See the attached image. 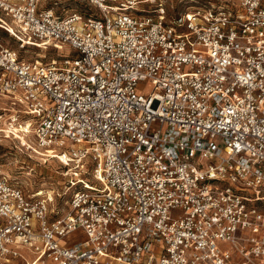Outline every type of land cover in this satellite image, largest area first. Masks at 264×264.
<instances>
[{"label": "built area", "instance_id": "2783aa9c", "mask_svg": "<svg viewBox=\"0 0 264 264\" xmlns=\"http://www.w3.org/2000/svg\"><path fill=\"white\" fill-rule=\"evenodd\" d=\"M43 1L0 0L18 43L0 44V98L20 108L0 133L59 161L72 192L61 213L0 168V261L264 264V0Z\"/></svg>", "mask_w": 264, "mask_h": 264}, {"label": "rangeland", "instance_id": "374dc122", "mask_svg": "<svg viewBox=\"0 0 264 264\" xmlns=\"http://www.w3.org/2000/svg\"><path fill=\"white\" fill-rule=\"evenodd\" d=\"M220 3L222 0H165L169 12L171 14L183 13L186 10H193L197 6L208 5V2ZM43 8H52L56 14L66 16L73 12L87 13L89 5L82 0H46L42 3ZM93 14L102 16L100 11L93 9ZM8 24L9 20L0 11V25ZM0 44L18 50V43L11 38L8 33L0 28ZM71 52L69 47H64V51L53 48L45 50L38 48H28L27 52L20 54L30 60L41 59L49 62L52 59L59 58L63 53ZM146 93L151 90V84L147 83ZM4 108L18 111L20 108L7 98H0V114L8 115L3 112ZM4 127L0 123V130ZM0 168L2 172L11 180V182L19 186L27 195H33L37 192L51 194L54 196L57 207L60 212L67 210L64 204L71 195L72 189L69 188L72 172H70L59 161L49 160L44 162L40 156L27 152L21 145L20 141L7 139L4 133H0ZM61 195V196H58ZM264 195V192L263 194ZM260 206L264 209V201ZM25 254L24 259L0 261V264H27L31 261L32 255L28 250H22Z\"/></svg>", "mask_w": 264, "mask_h": 264}]
</instances>
